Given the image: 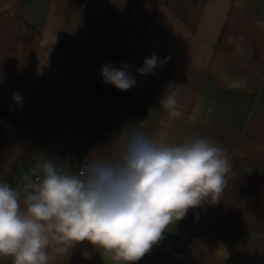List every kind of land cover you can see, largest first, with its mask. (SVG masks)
I'll use <instances>...</instances> for the list:
<instances>
[{"label":"crops","instance_id":"obj_1","mask_svg":"<svg viewBox=\"0 0 264 264\" xmlns=\"http://www.w3.org/2000/svg\"><path fill=\"white\" fill-rule=\"evenodd\" d=\"M257 20L264 0H0V179L18 189L23 207L20 182L33 161L52 159L69 173L140 122L171 144L206 136L231 165L219 201L190 209L136 264H264V27ZM153 53L170 59L138 75ZM109 63L128 66L135 86L105 83ZM170 84L183 85L176 113L159 103ZM50 264L116 262L81 242Z\"/></svg>","mask_w":264,"mask_h":264},{"label":"clouds","instance_id":"obj_2","mask_svg":"<svg viewBox=\"0 0 264 264\" xmlns=\"http://www.w3.org/2000/svg\"><path fill=\"white\" fill-rule=\"evenodd\" d=\"M255 24L264 27V20ZM169 59L153 53L137 74L151 75ZM101 75L121 91L136 84L128 66L109 63ZM182 86L169 85L162 109L178 111ZM230 168L226 151L209 137L171 144L146 134L142 122L127 125L77 173L62 172L52 159L38 161L22 178L23 207L18 189L0 179V257L50 264L87 242L116 264H136L190 209L219 201Z\"/></svg>","mask_w":264,"mask_h":264},{"label":"built area","instance_id":"obj_3","mask_svg":"<svg viewBox=\"0 0 264 264\" xmlns=\"http://www.w3.org/2000/svg\"><path fill=\"white\" fill-rule=\"evenodd\" d=\"M38 161H33L32 162V167H34L35 166V164L37 163ZM82 170V166H80L79 168H77V169H75V170H72V171H70L68 174H74V173H77V172H79V171H81ZM31 175V174H30ZM20 184L22 185L23 184V180L20 182Z\"/></svg>","mask_w":264,"mask_h":264}]
</instances>
